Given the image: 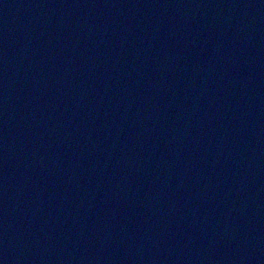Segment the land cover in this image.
<instances>
[{
	"label": "water",
	"instance_id": "obj_1",
	"mask_svg": "<svg viewBox=\"0 0 264 264\" xmlns=\"http://www.w3.org/2000/svg\"><path fill=\"white\" fill-rule=\"evenodd\" d=\"M0 264H264V0H0Z\"/></svg>",
	"mask_w": 264,
	"mask_h": 264
}]
</instances>
